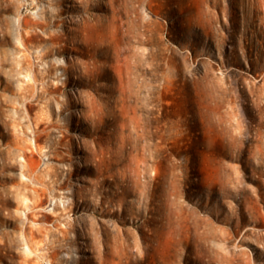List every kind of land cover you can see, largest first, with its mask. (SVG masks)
Instances as JSON below:
<instances>
[{
  "label": "rangeland",
  "instance_id": "374dc122",
  "mask_svg": "<svg viewBox=\"0 0 264 264\" xmlns=\"http://www.w3.org/2000/svg\"><path fill=\"white\" fill-rule=\"evenodd\" d=\"M0 264H264V0H0Z\"/></svg>",
  "mask_w": 264,
  "mask_h": 264
},
{
  "label": "bare ground",
  "instance_id": "6f19581e",
  "mask_svg": "<svg viewBox=\"0 0 264 264\" xmlns=\"http://www.w3.org/2000/svg\"><path fill=\"white\" fill-rule=\"evenodd\" d=\"M41 24H42L43 26H44V25H45V26L47 25V23H45V22H42ZM49 37H50V36H49ZM47 50H48V49H47ZM47 50H46V51H47ZM44 54H45V52H44ZM50 66H51V65H50ZM44 70H45V69H44ZM49 70H50V69H49ZM46 74H47V73H46ZM43 213H44V212H43ZM46 214H47V213H46ZM48 214H49V213H48ZM48 214H47V215H48ZM44 217H45V216H44ZM47 217H48V216H46V218H47ZM49 218H50V217H49Z\"/></svg>",
  "mask_w": 264,
  "mask_h": 264
}]
</instances>
